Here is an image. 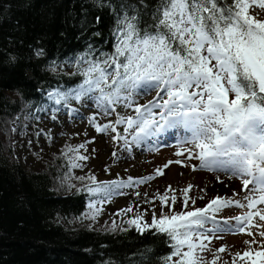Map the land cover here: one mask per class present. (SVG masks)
I'll return each instance as SVG.
<instances>
[{
  "label": "snow or ice",
  "instance_id": "snow-or-ice-1",
  "mask_svg": "<svg viewBox=\"0 0 264 264\" xmlns=\"http://www.w3.org/2000/svg\"><path fill=\"white\" fill-rule=\"evenodd\" d=\"M93 3L97 9L107 8L111 13L112 26L105 41H113L111 49L88 40L82 50L49 60L45 71L53 78L67 76L75 83L40 86L38 91L46 99L25 120L38 122L44 115L60 126L64 123L62 113L70 122L86 120L95 132L107 138L105 143L110 140L112 144L110 163L102 169L108 173L138 146L158 150L164 133L181 132L177 155L184 157L187 152L186 159L196 161L191 165L194 171L198 164L201 170L239 178V190H234L233 197L216 195L204 207H189L192 184L179 200L176 195L169 197L166 191L159 194V200L167 211L162 210L159 216L156 196L149 200L144 193L143 203H151L150 208L133 201L118 209L117 215L133 213L126 223L141 233L155 230L169 249L160 254L146 250L140 256L141 264L149 253L156 257L157 264H218L219 254L226 251L227 245L221 244L215 251L209 247L213 238H219L210 233L224 230L214 223L217 213L228 205L245 209L234 218L235 230L240 232L248 231L247 225L256 217L264 222V207H258L264 206V19L250 14L252 4L264 10V0ZM100 21L96 15L92 23L98 26ZM89 35L95 38L103 33L92 31ZM35 55L44 56V49L36 48ZM10 59L15 61L16 57ZM147 96L151 98L145 99ZM85 109H91L90 114ZM24 127L26 130L27 124ZM33 135L37 140L45 137L47 142H55L66 133L42 129L37 123ZM84 136L88 137L87 131ZM95 140L92 136L78 144L65 143L57 157L64 164L58 166L60 175L54 177L70 196L87 193V209L73 220H87L89 228L104 213L106 204L124 195L140 198V186L164 176V169L173 163L168 161L153 174L140 177L117 174L115 179H100L91 169L76 175L75 170L88 168L87 162L97 153L95 147L88 150ZM176 162L187 167L184 159ZM171 190L172 185H168ZM149 212L150 223L145 219ZM210 221L211 229L207 227ZM260 228L259 235L264 237V223ZM107 230L115 232L120 226L112 220ZM259 255L264 256V252Z\"/></svg>",
  "mask_w": 264,
  "mask_h": 264
},
{
  "label": "trees",
  "instance_id": "trees-1",
  "mask_svg": "<svg viewBox=\"0 0 264 264\" xmlns=\"http://www.w3.org/2000/svg\"><path fill=\"white\" fill-rule=\"evenodd\" d=\"M96 15L101 17L98 26L92 23ZM111 26L109 10L97 9L93 0H0V113L26 117L28 106L33 110L46 99L40 86H72L75 81L53 78L45 65L82 50L88 40L105 44ZM92 31L103 35L93 38ZM112 43L108 39L105 47L110 50ZM38 47L44 56L35 55ZM4 141L0 140V264H141L146 250H169L155 230L141 233L126 223L113 232L73 220L87 209V193L70 196L52 183L64 164L59 154L47 153L46 160L33 165L17 159L7 162ZM149 260L157 264L150 253L144 264Z\"/></svg>",
  "mask_w": 264,
  "mask_h": 264
},
{
  "label": "rangeland",
  "instance_id": "rangeland-1",
  "mask_svg": "<svg viewBox=\"0 0 264 264\" xmlns=\"http://www.w3.org/2000/svg\"><path fill=\"white\" fill-rule=\"evenodd\" d=\"M261 19V18H258ZM154 95V94H153ZM151 96L145 97V99H150ZM144 101L141 100V103ZM78 106V105H77ZM85 111L91 112V109H85ZM115 118V117H113ZM61 120L64 121L60 126L52 123V121L47 117L42 115V118L38 121L39 127L42 129H55L56 132L63 131L66 133L64 136H59L55 142H51V147L53 151L62 148L66 143L67 138H71V144H78L83 142L85 139H89L92 136L96 137L94 143L88 145V150L91 151L95 147L98 151L94 154V157L87 162L88 168L83 170L76 169V175H83L91 169L96 172L100 179H115L117 174L127 177L132 175L134 177L148 176L154 173V170L158 167H163L168 161H173L168 168L164 169V176H157L155 179L148 181L147 184L141 185L138 189L141 193L140 198H136L134 195H124L113 199L110 204L104 206V213L98 218V220L93 224L91 228H111V221L115 220L118 226H123L126 224L129 216L133 213H127L126 215H117V210L129 206L133 201L136 205L143 204V207L150 208L151 203H143L145 200L144 193L148 194L147 199L151 200V197L156 196L155 204L157 215L163 211H167L166 208L162 209V202L159 200V194H164L166 191L171 197L176 195L178 200L183 198L184 190L187 188L188 184H192L193 188L189 195L192 199L189 200V207L200 206L204 207L210 199L215 198L216 195H221L222 197H233V192L239 190V186L242 181L239 178H233L229 181L228 177L230 174H225L223 172L214 173L207 172L202 175H197V171L193 170L191 165L196 163L194 159H186L188 153H184V157L177 155L180 151V146L171 141L172 147L162 146L159 151L149 150L147 151L145 147H141V154L129 156L128 159L119 162L117 165L112 166L111 173L103 171V165L110 163L108 157L110 156L113 147L109 140L105 143L107 139L104 135L99 134L93 130L92 127L88 125V122L76 120L75 122H70L66 119L64 113L61 114ZM88 132V137L84 136V132ZM172 130L164 133L160 138H164L165 135H169ZM75 133H80L79 136L74 135ZM174 134L181 135L179 131L174 132ZM29 141L28 137H25ZM37 143L39 148H43L47 143L45 137H40V139L32 140V144ZM35 145V144H34ZM36 145V146H37ZM35 147V146H34ZM138 148V147H137ZM136 148V149H137ZM135 149V150H136ZM61 150V149H60ZM21 153H18V159L24 165H33V157L29 156L25 150L22 148L18 149ZM181 159L185 160L187 167L177 163ZM33 161V162H32ZM127 169V171H125ZM218 180H223V183H218ZM231 184L232 187H227L226 185ZM168 185H172V190L168 191ZM132 191V190H130ZM235 198H239L236 196ZM195 200V205L192 204V200ZM178 207V205H177ZM264 207V206H258ZM137 209H134V212ZM246 211L245 209H240L236 205H228L226 208L222 209L221 212L216 214V221L214 223L217 226L227 223H234L235 216L240 215L241 212ZM148 222H151V212L145 217ZM264 223L259 220V217L253 219V222L247 227L248 231L242 232L240 235H214L209 247L215 251L221 244L227 245L225 252L220 253V260L218 264H241L243 261H248L253 264H264V256H260L259 253L264 252V237L259 235L262 230L260 224ZM84 224H89L85 222ZM213 222L210 221L207 225L208 228L212 227ZM88 226V225H87ZM248 252L250 255L243 256L242 254ZM240 254V255H238ZM211 259V256L208 257Z\"/></svg>",
  "mask_w": 264,
  "mask_h": 264
},
{
  "label": "bare ground",
  "instance_id": "bare-ground-1",
  "mask_svg": "<svg viewBox=\"0 0 264 264\" xmlns=\"http://www.w3.org/2000/svg\"><path fill=\"white\" fill-rule=\"evenodd\" d=\"M39 104L41 103L38 102ZM39 104H37L35 107H33V110H30V107L28 106V109L26 110V113L29 112H35L36 111V107L39 106ZM13 112V110L10 111V113ZM9 112H2V114L0 113V140H5L4 141V146L7 145V150H8V157H10L7 162H11L12 159H17L18 158V153L21 154L18 149L22 148L23 150L27 151V154H31L29 156L33 157V161L36 162L37 164H39L41 161L46 160L48 158V154H53L52 152L53 149L50 146V143H47L42 149L39 148L37 145V143L34 144H29L28 140L25 139V137H28L29 140H35V137L33 135L34 132V128L36 126V124L38 123L36 120L29 118L28 120H25V116L24 115H12L11 118H9L8 116ZM29 116V114H27ZM42 115V114H41ZM7 122L9 124V126H7ZM25 124H27V129L25 130ZM15 128V131H12V129ZM71 138H67V140L65 141L66 143L72 142ZM37 145V146H36ZM35 146V147H34ZM60 149L55 150V152H57L59 154ZM141 147L138 146V148L136 150H134L133 155H139L141 154ZM143 150V149H142ZM32 161V162H33ZM205 171H197V175H202L205 174ZM85 174V173H84ZM59 176V175H58ZM54 177H57L56 175H53V179H52V183L56 184L59 186V182L58 180L54 179ZM51 180V179H50ZM228 180L231 181L232 177H228ZM84 222H87V220H85ZM121 227V226H120ZM122 227H126V225L123 224ZM105 229V228H102ZM108 229V228H106Z\"/></svg>",
  "mask_w": 264,
  "mask_h": 264
}]
</instances>
